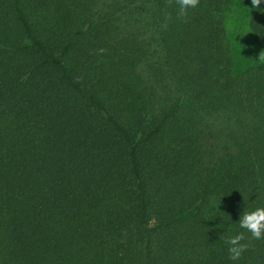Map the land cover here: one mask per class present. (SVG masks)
I'll use <instances>...</instances> for the list:
<instances>
[{"label":"trees","instance_id":"trees-1","mask_svg":"<svg viewBox=\"0 0 264 264\" xmlns=\"http://www.w3.org/2000/svg\"><path fill=\"white\" fill-rule=\"evenodd\" d=\"M229 2L0 0V264H264L235 223L264 207V61L234 71Z\"/></svg>","mask_w":264,"mask_h":264},{"label":"rangeland","instance_id":"rangeland-1","mask_svg":"<svg viewBox=\"0 0 264 264\" xmlns=\"http://www.w3.org/2000/svg\"><path fill=\"white\" fill-rule=\"evenodd\" d=\"M226 42L234 62V71L260 62L264 54V40L256 39L248 27L246 0H230L225 15Z\"/></svg>","mask_w":264,"mask_h":264},{"label":"clouds","instance_id":"clouds-1","mask_svg":"<svg viewBox=\"0 0 264 264\" xmlns=\"http://www.w3.org/2000/svg\"><path fill=\"white\" fill-rule=\"evenodd\" d=\"M259 0H252L253 5ZM197 0H179V12L183 14L186 7H194ZM264 61V54L259 57ZM240 229H244L251 238L260 239L264 237V207L257 206L254 208H244L235 222ZM245 232L237 231L229 234L223 239V243L227 245L226 251L230 260H237L244 249L247 247L244 240Z\"/></svg>","mask_w":264,"mask_h":264}]
</instances>
